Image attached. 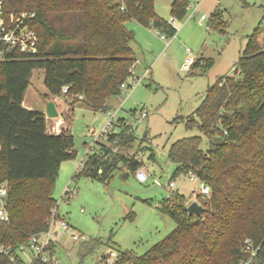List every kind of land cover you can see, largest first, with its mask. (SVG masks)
<instances>
[{
	"label": "trees",
	"instance_id": "16d2710c",
	"mask_svg": "<svg viewBox=\"0 0 264 264\" xmlns=\"http://www.w3.org/2000/svg\"><path fill=\"white\" fill-rule=\"evenodd\" d=\"M3 9L35 12L33 26L40 37L36 54L0 60V182L8 188L9 213L7 221L0 219V264H20L16 251L49 228L61 163L76 156L70 132L50 134L45 114L23 106L32 70H44L49 100L63 96L106 111L108 98L120 92L136 59L125 21L151 23L169 37L176 28L155 13L154 0H3ZM187 10L188 0H172L173 19L182 20ZM199 65L201 58H196L190 69ZM195 116L187 125L196 126L202 136L173 142L168 157L176 164L173 177L193 173L210 187L209 196H196L201 214L189 215L185 196L174 191L177 200L165 209L176 227L141 255L118 250L119 264L264 259V45L254 35L247 39L235 74L218 77ZM118 122L119 133L108 144L99 143L98 152L86 153L73 177L105 181L119 164L131 172L141 167L135 155L121 152L136 139L133 127L123 118ZM149 157L155 159L153 153ZM246 239L255 249L253 257L243 251Z\"/></svg>",
	"mask_w": 264,
	"mask_h": 264
},
{
	"label": "rangeland",
	"instance_id": "374dc122",
	"mask_svg": "<svg viewBox=\"0 0 264 264\" xmlns=\"http://www.w3.org/2000/svg\"><path fill=\"white\" fill-rule=\"evenodd\" d=\"M171 2L154 0L155 13L170 23ZM201 15L205 18L199 23ZM172 25L176 33L169 37L151 23L125 21L139 63L126 80L130 86L119 97L108 98L106 111H93L72 98L54 97L59 115L46 116V129L50 134L70 132L76 150L75 158L62 162L58 170L53 191L56 220L66 222L78 239L56 228L54 222L44 264H97L114 249L141 255L176 227L165 209L177 200L172 193L185 196L186 206L201 195L198 178L172 176L176 164L168 150L179 139L202 136L196 126L187 123L196 117V108L218 77L235 74L247 39L254 35L264 45V0H188L185 17L174 19ZM190 57L201 58V65L183 70L182 64ZM44 78L43 69L32 70L24 107L45 113L49 92ZM108 111L113 113V123L123 118L133 127L136 139L121 152L127 157L135 155L141 167L131 172L119 164L105 181L79 173L73 177L85 154L98 152L99 143H104L99 134L110 119ZM143 111L147 116L138 122ZM207 145L204 137L201 148ZM152 153L154 160L149 157ZM139 170L147 175L144 182L136 177ZM16 253L20 264H36L28 245ZM124 264L132 263L125 260ZM244 264H264V259L249 258Z\"/></svg>",
	"mask_w": 264,
	"mask_h": 264
},
{
	"label": "built area",
	"instance_id": "2783aa9c",
	"mask_svg": "<svg viewBox=\"0 0 264 264\" xmlns=\"http://www.w3.org/2000/svg\"><path fill=\"white\" fill-rule=\"evenodd\" d=\"M123 1V0H121ZM121 9H124V5H121ZM193 15V14H191ZM205 18L204 15L200 16L199 23L201 20ZM36 19L35 12L33 11H21V12H6L3 9V0H0V60H4L7 58H17V56L22 55H34L38 51V46L40 43V37L38 35L37 30L34 28L33 23ZM174 19H171V24H173ZM193 58H188L185 63L182 64L183 70H189L191 67V63L193 62ZM139 63L138 59H135L133 64L130 67V71L133 75L134 68L136 64ZM148 73V70L145 71ZM127 86H130L127 81H124L120 84V92L116 94L118 97L121 94L122 90ZM67 91V87H62V92L65 93ZM115 95V96H116ZM81 98V96L79 97ZM110 108V107H109ZM117 110V109H116ZM112 111L113 113L116 112ZM136 109L133 110V112ZM113 113L108 111V115H110L109 121L106 123L105 128L99 134L102 136L104 143H107V140L110 136L118 134L119 129L121 127L120 122L118 120L116 123H113ZM147 113L145 111L141 112L138 122L145 118ZM126 124V122H124ZM117 150V149H116ZM189 179L194 180L196 177L195 174L189 173ZM136 177L139 181L144 182L147 179V175L143 170H139L136 173ZM170 186H173V183H170ZM201 195L209 196L211 189L208 185L201 182ZM67 193V191H66ZM71 196L68 194V197ZM7 202H8V188L5 182H0V219L3 221H7L9 218V213L7 210ZM56 207L51 209V216L49 219V228L47 231L38 234L32 235L29 238L28 246L31 248L33 252L34 258L38 259L42 262H46L48 257L46 255L45 247L48 246L52 240V225L54 222H57L56 228L61 227L64 231L69 232L71 237L74 240L78 239V236L73 233L69 227V225L61 220H56ZM57 234V230L54 233ZM243 251L250 254L251 257L255 255V249L252 247V244L249 239L244 241ZM119 256L120 253L118 250L114 249L104 254L97 264H119ZM12 258V257H11ZM13 260V259H12Z\"/></svg>",
	"mask_w": 264,
	"mask_h": 264
},
{
	"label": "water",
	"instance_id": "95a60500",
	"mask_svg": "<svg viewBox=\"0 0 264 264\" xmlns=\"http://www.w3.org/2000/svg\"><path fill=\"white\" fill-rule=\"evenodd\" d=\"M45 115L47 117H56L59 115L55 107V104L52 100L46 102ZM186 210L189 215L192 214L200 215L201 211L203 210V207L196 200H193L186 206Z\"/></svg>",
	"mask_w": 264,
	"mask_h": 264
},
{
	"label": "crops",
	"instance_id": "0c3cea01",
	"mask_svg": "<svg viewBox=\"0 0 264 264\" xmlns=\"http://www.w3.org/2000/svg\"><path fill=\"white\" fill-rule=\"evenodd\" d=\"M53 102H54V104H55V107H56V100H58V98H54V99H51ZM22 104H23V102H22ZM27 108H29V107H27ZM57 109V108H56ZM58 111V110H57ZM44 113V112H43ZM45 114V113H44ZM58 114H59V112H58ZM45 117H46V115H45ZM16 255H17V253H16ZM18 256V255H17Z\"/></svg>",
	"mask_w": 264,
	"mask_h": 264
}]
</instances>
